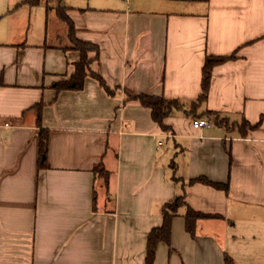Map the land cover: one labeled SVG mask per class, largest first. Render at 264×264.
<instances>
[{
	"label": "crops",
	"instance_id": "1",
	"mask_svg": "<svg viewBox=\"0 0 264 264\" xmlns=\"http://www.w3.org/2000/svg\"><path fill=\"white\" fill-rule=\"evenodd\" d=\"M52 1L0 0V264H144L179 197L154 264H264V0H62L110 94L90 75L56 90L80 54ZM207 57L226 59L199 102ZM140 94L181 104L169 131L126 100ZM187 209L208 216L192 232Z\"/></svg>",
	"mask_w": 264,
	"mask_h": 264
},
{
	"label": "trees",
	"instance_id": "2",
	"mask_svg": "<svg viewBox=\"0 0 264 264\" xmlns=\"http://www.w3.org/2000/svg\"><path fill=\"white\" fill-rule=\"evenodd\" d=\"M32 4L36 3L37 0H26ZM185 1V0H182ZM56 9L60 19L67 23L68 25V39L71 44V48L79 52L80 59L74 64V72L69 77V79L59 82L56 85V90L65 91H79L83 88L84 79L86 76L90 75L95 79L101 87H103L109 94L111 89L105 85L103 80L98 76V74L90 71V66L92 63L96 62L98 59V48L94 44L81 42L75 38L74 28L65 16V7L62 4V0H56ZM92 54L91 56L89 54ZM226 58L223 57H207L204 62L202 69V80H201V94L198 98L199 102H204L207 97V92L209 89V81L211 69L214 65L225 61ZM127 101L135 100L138 101L143 107L150 110L152 120L163 130L169 131V127L163 124L165 118L171 115L174 111L182 110V106L178 101L166 100L163 97L151 96L146 94H140L135 96H128ZM194 105V104H193ZM192 105V106H193ZM191 106V107H192ZM195 106V105H194ZM41 104L36 105V127L38 135V149H39V162L38 167L40 169L46 167V154L49 132L41 127ZM196 107V106H195ZM208 116H216L215 113L207 112ZM217 124H223V121H218L215 119ZM242 129L249 128L250 125L246 121H242ZM251 128V127H250ZM99 173H103L101 169ZM195 181L202 182L204 184L226 189L225 185L212 183L205 178H198ZM194 181H190L192 183ZM183 198L179 197L178 201L166 203L162 209V223L159 227L152 229L146 237V253H145V263L144 264H154L155 251L159 244L163 243L167 246L170 245V232H171V220L175 216L176 208L179 204L183 203ZM169 207V208H168ZM207 215L194 212L191 209H187L184 220L186 229L188 232H192L193 224L196 220L201 218H206ZM226 264H232L230 260H225Z\"/></svg>",
	"mask_w": 264,
	"mask_h": 264
},
{
	"label": "rangeland",
	"instance_id": "3",
	"mask_svg": "<svg viewBox=\"0 0 264 264\" xmlns=\"http://www.w3.org/2000/svg\"><path fill=\"white\" fill-rule=\"evenodd\" d=\"M89 1L90 0H64L63 2H64V4L66 5V6H70V7H74V8H77V7H80L79 5H83V6H86V4H88L89 3ZM51 5L52 6H55L56 5V0H53L52 2H51ZM90 56L92 55L91 53L89 54ZM93 64V63H92ZM91 64V66H90V71L91 72H94L95 73V71L93 70V65ZM195 110V106L193 105L191 108H190V111H194ZM169 208V207H168Z\"/></svg>",
	"mask_w": 264,
	"mask_h": 264
},
{
	"label": "built area",
	"instance_id": "4",
	"mask_svg": "<svg viewBox=\"0 0 264 264\" xmlns=\"http://www.w3.org/2000/svg\"><path fill=\"white\" fill-rule=\"evenodd\" d=\"M191 125L194 129H198V128L209 127L210 123L205 119H193Z\"/></svg>",
	"mask_w": 264,
	"mask_h": 264
}]
</instances>
